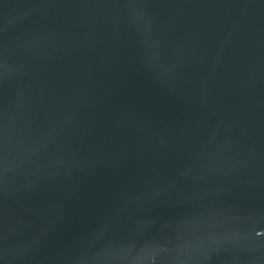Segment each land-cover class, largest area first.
I'll list each match as a JSON object with an SVG mask.
<instances>
[{
  "label": "water",
  "instance_id": "95a60500",
  "mask_svg": "<svg viewBox=\"0 0 264 264\" xmlns=\"http://www.w3.org/2000/svg\"><path fill=\"white\" fill-rule=\"evenodd\" d=\"M0 44V264H264V0H0Z\"/></svg>",
  "mask_w": 264,
  "mask_h": 264
},
{
  "label": "flooded vegetation",
  "instance_id": "af4514ba",
  "mask_svg": "<svg viewBox=\"0 0 264 264\" xmlns=\"http://www.w3.org/2000/svg\"><path fill=\"white\" fill-rule=\"evenodd\" d=\"M15 60H14V80L16 87V43L14 45ZM11 83V57L9 47L1 46L0 44V88L8 91Z\"/></svg>",
  "mask_w": 264,
  "mask_h": 264
}]
</instances>
